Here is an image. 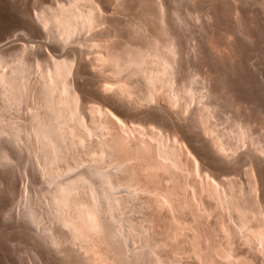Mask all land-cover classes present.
<instances>
[{"label":"bare ground","instance_id":"obj_1","mask_svg":"<svg viewBox=\"0 0 264 264\" xmlns=\"http://www.w3.org/2000/svg\"><path fill=\"white\" fill-rule=\"evenodd\" d=\"M59 1L36 15L59 45L100 22L97 0ZM196 1L205 10L202 21L195 15L194 26L206 59L216 65L204 60L196 42L192 57L184 54L178 27L185 21L157 0L144 12L150 29L139 19L129 39L116 41L108 31L83 43L95 48L89 63L111 73L94 85L89 102L86 89L74 82L80 72L74 58L48 53L31 78L34 65L23 53L7 56L0 49V170L9 173L0 189L25 193L11 165L20 140L34 157L36 177L47 184L37 200L26 197L15 210L30 240L33 259H21L25 264H264V114L253 130L248 104L223 81V68L263 70L264 49L253 47L258 27L252 18L257 13L264 24V0L186 4ZM189 68L201 74L200 88ZM21 108L27 114L22 123L11 117ZM223 108L231 119L228 133L212 123ZM138 112L149 119L128 118ZM188 129L202 136V146ZM132 199L140 211L136 220L122 213ZM0 215L12 216L8 207Z\"/></svg>","mask_w":264,"mask_h":264},{"label":"rangeland","instance_id":"obj_2","mask_svg":"<svg viewBox=\"0 0 264 264\" xmlns=\"http://www.w3.org/2000/svg\"><path fill=\"white\" fill-rule=\"evenodd\" d=\"M57 1H59V0H0V49L3 47L1 50L7 56H8V53L10 55H12L13 53H23V56L26 58V60H28L32 66L34 65V67H31V72H33L32 70L36 67L35 64H39V63L43 64L44 63V57L46 55H48V53H52L51 55H54V56H62V57L67 56V57H70L71 59L74 58V60H73V66L74 67L73 68L77 67L78 70H80V72H79V74H77V76L74 75V82L76 83V85H80L82 88L86 89L85 90L86 93L83 92L82 95H83L85 101L89 102V101L95 99L94 98L95 97L94 91H93L94 85L96 86L100 82L102 83L103 82L102 80H105L102 78L103 77L108 78L111 73L104 66L101 67V65H99L100 67H98V69H97V66L91 65L89 63L92 61V59H91L92 55L91 54L92 53L94 54L93 49H95V48L93 46L91 48H89L90 47L89 44L87 45V44H83V43H86V42L89 43L88 38L91 37V34L92 35L95 34V36H96L100 32V34L103 35V34H106L108 31L109 32L107 34L110 33L111 37H112V35L113 36L115 35L114 37H116V38H114V39H117L116 41L121 42V40L123 41L124 39H127V38L129 39V37H130L129 33H131L130 30L133 28V26L135 28V25L137 26L138 24L139 25L141 24L140 26H143V24L145 23V21L147 19L145 21H143V20L145 19L146 15L148 16V14H146V15H144V14L147 13L148 11H150L154 7V5H155L154 2H157V0H97L101 6V10H100L101 19H100V22L98 23L97 27L92 28V31H96V33L92 32L91 29L89 30L91 33L89 31H87L86 34H85V32L84 33L82 32L80 34L78 33V34H76V36L73 37V40H72L73 42L70 41V42L66 43L67 45L63 44V46L59 45V43H56V41L54 39H52V36L50 34L51 32L48 31L47 27H45L43 29V27L39 23V21L36 20L37 19L36 15L38 13L40 14V12L42 13L48 7L50 8V7L54 6L55 4L58 3ZM63 1L65 2L66 0H60L59 3L63 2ZM163 1L165 2V4L167 6L175 7L177 10V13L179 14V16H181L180 18H182L183 21H185V22H183V24H181V27L180 26L178 27V32L180 34L182 49H183V51L185 50L187 52V54H185L186 52L184 51V54L187 57H189V55H190V57H192V54L194 53L193 51H195L194 48H196V46L199 45L203 51L201 53V56H203L204 60L207 61L209 59V57H207V59H206L207 54L204 51L205 49H203L204 48L203 43L200 44V42H202L201 40H199V39H201V37H200L199 33L197 35V29L195 28L196 23H194V22H196L195 15H197L198 13H199L198 15L201 16V17L199 16V19L201 21L204 19V18H202L203 17L202 12L205 10V8H204L205 4L203 2H201L199 4L200 1H196V2H198L197 4H199V5H197L194 2L195 5L190 6V3L186 4V0L185 1L184 0L183 1L177 0L175 2H173L172 0H163ZM202 4H203V6H202ZM200 6H202V7H200ZM192 7L195 8L196 10L193 9ZM200 9L202 10V12ZM193 10H194V13H193ZM141 13H143V14H141ZM200 13H202V15ZM147 16H146V18H147ZM191 16L194 19V21L192 20ZM139 19H140V21H139ZM252 19L255 22L253 24L258 27V28H256V29H258L257 30V38L255 39V42L253 44L254 46L253 45L252 46L253 47L257 46L256 48L263 50L264 49V29H263L264 26H263V28H261V27L264 24L260 23L262 21L260 19H262V18L260 17L259 14L257 16V13H256V16L253 15ZM136 21L137 22L139 21V23L137 24ZM134 22H135V25L133 24ZM149 23L150 22L147 20V23L144 24V27L147 25L148 26L145 27L144 29H146V28L150 29L152 27V24H149ZM256 23H258V24H256ZM132 24H133V26H132ZM194 24H195V26H194ZM260 24H262V25L260 26ZM179 28H181V29H179ZM103 32H105V33H103ZM83 34H85L86 36ZM87 34H88V36H87ZM89 34H90V36H89ZM100 34L98 36H100ZM78 35H80V36H78ZM83 36H85L83 38L84 40L81 39ZM74 38H77V39H74ZM80 40H82V41L80 42ZM74 41H79V42H74ZM257 41H259V42H257ZM194 42H196L198 44L195 45L196 43H194ZM72 45H74V47H76L75 48L76 50L74 49V47ZM193 46H194V48H192ZM244 46H245L243 49L244 51H242V53L247 54L245 51L247 47H246V45H244ZM79 48H80V50H79ZM73 50H75V52H73ZM80 52H81V54H80ZM78 54L80 56H78ZM204 54H206V55L204 56ZM89 57H91V58H89ZM77 60H78V62H77ZM209 60H208V63H210L212 65H216V63H212L214 61L210 60V62H209ZM80 61H82V62L80 63ZM83 64H86V65H83ZM79 65H80V67H79ZM90 65L92 67L91 68L92 70L89 68ZM93 66H94V68H93ZM217 66H218V64H217ZM190 67H193V65H190ZM254 67L258 68L257 63L254 65ZM246 68H248L247 71H245ZM93 69H95V70H93ZM237 69L240 72L239 71L237 72ZM262 69H261L262 70L261 73L259 74L257 69H255L253 67L251 68V66L246 65V64L243 65L242 67H239L236 69L223 68V70H225V72H224L225 74L223 76V81L225 80L224 83L227 85L228 89L231 90V92L234 94L235 97H238L237 99L242 98L241 99V100H243L242 102H245V105L248 104L247 106H249V109H248V107H247V109L249 110V116H251L250 118L252 120H254L255 125H256V126L254 124L252 125L253 130H255V131L258 130V128L260 127L259 123H261V117L264 116V115L260 116L261 114H264V68H262ZM193 70L196 72L195 68ZM193 70H192V68H189L188 72L193 74ZM97 71H99L98 73L101 74V76L99 74H97ZM92 72H93V74H92ZM34 73L35 72H33V74L32 73L30 74L31 78L35 76L36 73L35 74ZM195 74H197V73H195ZM195 74H193L192 76L195 77V81H197V80L198 81L195 82L194 85L196 87L200 88V86H202L201 84L204 83L202 81L203 79L201 80L202 76H201V74H197L198 77L196 79L197 75H195ZM230 76H231V78H230ZM199 83H201V84H199ZM229 86H230V88H229ZM91 90H92V92H91ZM29 99H30L29 103L32 104L33 98L30 97ZM139 102H137V104L140 105L139 106V107H141L140 109H142V108L145 109V107L147 105H145L142 101L140 103ZM253 102L257 105H255ZM152 103L155 104V103H157V101L155 100V102L153 101ZM157 104H159V100H158ZM23 109L21 108L20 112H12V114L10 113L11 117L13 116L12 118H14V116H19V118H16V117L15 118L18 119V122L21 121V123H22L24 121V118L27 116L25 110H23ZM222 110L217 112L219 114L216 113L217 115L215 114L213 116L212 123L215 122L213 124V126H216L217 128L216 127L215 128L217 129V131H220V133H225V132L228 133V131L230 130V127H231V124H230L231 119L228 120L227 116H226L227 118L224 117V111H225L226 115L229 111L226 112L228 110V108H225V109L223 108ZM248 110H247V112H248ZM148 111H149V109H148ZM258 111H259V113H257ZM15 113H17V114H15ZM144 114L145 113H143V112L142 113L140 112V114L138 112V113L133 114V115L128 114L129 117L128 116L127 117L131 118L133 120L139 119L138 121H140V120L144 121V120L149 119V117H147V115L146 114L144 115ZM137 115H139V116H137ZM252 116L254 117V119ZM20 117H21V119H20ZM256 122H258V123H256ZM256 127H258V128L256 129ZM188 130L190 131V132L188 131V133L192 137L194 143L202 146L205 142V140L201 138L202 136L201 137L197 136L198 134L195 132V129H193V131H192V129H188ZM197 141H199L200 143ZM22 142H23V140H22ZM19 143H20L19 146H21V148L18 146L19 150H17L15 152L17 156L13 153V156H12L13 161L11 160V165H12V168H15V170H13V172L16 171L14 173V178H16L15 180H17L15 183L18 185V187L20 185L19 188L22 187L23 190L24 189H26V190H24V192H25L24 194L22 191V196H21V194L18 195L16 193L13 194L11 192H8L7 190H5V187H2V189H0V211H1V209L2 210L7 209V207H8V209L10 210V212L12 214V216L10 215L8 217H1V215H0V234H1L0 238L2 239V240L0 239V243H2V244H0V264H6V263L7 264H9V263L10 264H25V262H26L25 259L29 258L26 263H28L29 260L33 259V257L30 256L31 253L27 251L28 247L30 246L29 245L30 240H28L29 239L28 234H24V232L26 231L24 228L19 229L18 226L21 227V222L16 218V216H14V214H15V210H18V207L20 208L21 205L23 204V201H24L23 199H25L27 197V199L28 198H30L31 200L34 199L33 201L37 200L38 199L37 197L40 196V194L43 190V187H45L47 185L45 183V181L42 180V178L36 177L37 175H36L35 170H34V159H33L34 157H32L33 156L32 153L30 151H28V149L26 150V147L24 148V146H22L24 144L21 143V140L19 141ZM12 163H14V165ZM263 166L264 165H262V167ZM1 170H2V172H1ZM1 170H0V173H1L0 179H1V182H3V184L2 183L1 184H2V186H4V185L6 186L5 183H6L7 178L9 177V173L5 169H1ZM3 170H5V172L7 174ZM233 170H234L235 175L238 176V179H242V175H241L242 173H240V170H237V168H234ZM261 171L264 172V167L261 169ZM2 174H3V177H1ZM2 190L7 191L9 194L7 192L6 193L2 192ZM119 191L117 193L121 194L122 191L121 190H119ZM2 193L4 196L2 195ZM133 200L135 201V199H132V202H130V203H132V208H134V210L136 209V211H134L132 208H130L131 204L129 203L130 204V205L128 204L129 207L125 206L124 208H126V207L127 208L126 209L123 208L124 211L122 209V211H123L122 213H123V215L127 214L126 217L129 215V218L131 216L130 219L136 220L140 217V211H138L136 204H134L137 202L136 201L134 202ZM21 201H22V203H20ZM25 201H26V199H25ZM128 208H130V209H128ZM1 218H3V219H1ZM44 220H45V223L46 222L48 223L47 217L46 218L44 217L43 221ZM18 232H19V234H18ZM25 233H27V231ZM25 238H27V239H25ZM16 240H18V241H16ZM22 250H24V251L22 252ZM19 251H20V253H19ZM9 252H10V254H9ZM25 254L26 255L29 254L28 255L29 257L26 256ZM23 258H24L25 262L21 260Z\"/></svg>","mask_w":264,"mask_h":264},{"label":"snow or ice","instance_id":"obj_3","mask_svg":"<svg viewBox=\"0 0 264 264\" xmlns=\"http://www.w3.org/2000/svg\"><path fill=\"white\" fill-rule=\"evenodd\" d=\"M42 47V46H41ZM18 56L20 55V53L17 54ZM113 119H116L115 117H113ZM117 123H120L119 120H117Z\"/></svg>","mask_w":264,"mask_h":264}]
</instances>
